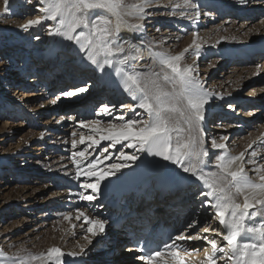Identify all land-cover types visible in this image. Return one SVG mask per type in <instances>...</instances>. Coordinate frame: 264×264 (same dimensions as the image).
<instances>
[{"label": "snow or ice", "instance_id": "6c2138e0", "mask_svg": "<svg viewBox=\"0 0 264 264\" xmlns=\"http://www.w3.org/2000/svg\"><path fill=\"white\" fill-rule=\"evenodd\" d=\"M31 3V0H28ZM43 5L39 9L43 15L29 19L21 27L27 31L43 21L55 22L49 27V35H60L65 40L78 46L84 58L104 70L112 68L115 75L120 78L123 90L134 100L138 101L136 107L143 109L147 115L146 120L124 119L119 117L120 123H111L101 128L100 121L91 125L81 122V126L90 128L93 133H102L99 139L89 135L80 136L79 142L91 141L88 148L98 145L101 140L110 141L109 147L122 144L124 147L134 148L136 152L121 151L120 157L125 162H135L139 159L136 154L145 153L148 156L160 157L163 161L177 166L183 173L195 177L206 189L200 193L205 203L214 209V216L223 231L217 233L226 242L221 246L216 239L203 236L210 245V251H205V260L202 264H264V165L254 169L257 179L254 180L245 169V152L232 155L224 152L216 156V171H205L208 166V150L202 138L203 121L205 119V105L210 94L203 88L201 81L195 75L193 65L181 64L182 57L188 49L176 55L164 51L150 50L149 56L152 64L144 65L146 70H140L134 63L142 58L140 48L122 41V30L138 32L148 14L147 10L159 6V0H138L129 3V0H39ZM10 0H3L4 10L7 11ZM173 9H181L180 16H187L183 9L192 8L195 11L189 19L199 18V6L191 0H182L176 3L169 0ZM128 17H134L137 22H130ZM197 34H194V37ZM197 51L200 47L193 39ZM191 47V46H190ZM85 88L74 91H65L64 97H74L85 92ZM59 99V97L57 98ZM53 103H56L54 100ZM130 108L132 106H129ZM100 113L110 114L107 105L100 108ZM227 139V137H222ZM127 141L125 145L123 142ZM77 141L73 140V147ZM254 143V142H253ZM213 148L225 149L226 145L212 141ZM252 144L248 145L251 148ZM108 149H104L107 153ZM88 149L73 153L77 163V177L84 175L96 177L92 183H85L81 187L91 189L93 193L100 190V182L108 177L115 176L128 163L109 164L106 170H97L100 157H95L84 171L81 160L87 159ZM256 151L251 152L252 159L248 163L255 164ZM104 159H108L104 155ZM82 200L92 201L95 194L83 195ZM242 198V202H241ZM83 217L88 225L91 236H97L105 231V221L93 219L83 212H78L76 219ZM65 219H70L66 216ZM192 227V225H189ZM215 231L205 227L203 233ZM197 236L178 235L175 241L200 239ZM91 243V237L86 236ZM165 245L164 249L149 251L141 255L139 260L144 264H187L184 255L176 242ZM84 249L81 248V253ZM81 253H68L80 255ZM66 254L59 247H51L47 253L39 255L10 257L7 252L0 249V264H61V258ZM170 256L169 261L165 259Z\"/></svg>", "mask_w": 264, "mask_h": 264}, {"label": "rangeland", "instance_id": "374dc122", "mask_svg": "<svg viewBox=\"0 0 264 264\" xmlns=\"http://www.w3.org/2000/svg\"><path fill=\"white\" fill-rule=\"evenodd\" d=\"M21 1L23 2L22 5H28L29 3L28 0H10V3L15 2L16 5H20ZM198 1L199 0H191L192 3L198 4L201 13L198 20L193 22L194 24L191 25V23H186V19L184 18H178L179 20H177V18L174 19L170 18L171 16L167 17L163 15L157 20L159 28L163 30L158 33V30L156 29L154 33L152 32L153 35L150 36V41H145V43L147 42L149 47H151L153 42L155 43L157 41L158 43H161L162 40L159 39L168 36L167 41H163L169 42L171 40L172 45L174 43L178 44L176 47V53H174V55H176L184 52L185 49L194 51L195 48V50H197L195 45L184 47V44L192 39V37L199 41L201 39L208 41L207 44H202L198 49V51H200L205 48V50L208 51L207 53H200L199 57L194 59L191 57V52L188 50V55L181 60L182 65H193L195 67V75L206 89L214 91L216 94H230V96L224 97L219 95L214 96L216 102L218 101V103H222L223 106L226 107L225 109L221 107L215 108V111L219 113L218 115L226 113L224 114L226 118L221 120L224 124H222V126L219 125L226 129H219L217 126L216 128L208 129V131L212 130L213 132H218L213 136L214 139L210 136L207 137L206 133L203 131L202 138L204 146L211 147L213 140L223 141V144L225 145L237 144L241 142L243 138L249 136L250 132L254 130L251 126L253 125L252 122H254V124L255 122L260 125L264 124V102L261 101V97L264 96V90L263 92H260V90L264 88V72L254 75L255 72H261L264 70V58H259V55L254 54L252 51L241 53V55H235V53L239 52L238 48L241 46L244 47L245 45H251L252 43L261 41L259 39V31H261V33L264 32V0L209 1L219 2L221 8L228 6L227 10L230 9V5H243L241 8L242 10L233 6L234 8L228 13H224L220 7L219 12L214 3H202V5L199 3L200 1ZM227 1H229V3L225 4ZM255 1L256 3H254ZM0 2H3V0H0ZM249 2L250 4H247ZM224 4L226 6H224ZM4 13H6L4 14L6 17L8 12L6 11ZM2 14L3 13H0V25L5 24V22L6 24H12L17 17L22 20L27 19L26 15H23V12H21L20 16H18V14L11 18L9 17V19L5 21V17H3ZM144 20L142 22H144ZM188 20L190 19H187V22ZM196 21L198 23H196ZM235 25L236 27H234ZM149 27L151 26L147 24L144 25L145 33L150 31L148 30ZM23 30L24 29L22 28L17 31L14 29L3 31L0 29V49H3L1 42L5 41L9 36L18 38L22 35L21 39L16 41L17 44H10V42L4 43L6 46L4 49L9 55L8 57L4 56L2 60L0 59V90L5 89L6 86L12 89V82H9V79L14 73L19 71L16 65L21 64L22 61L26 60L25 57L28 54L27 49H29V43L25 42L26 38H24L23 35L26 32L23 33ZM251 30H253V32H250ZM194 34L197 35L194 37ZM34 36L36 38L35 40H40V42H42L45 37L39 33V31H36ZM217 36L219 37V40L210 43L211 40H216L215 38H217ZM216 42L217 44L213 46ZM21 46H23L27 53L21 52L23 49ZM36 46H39L37 42ZM20 47L22 49H20ZM240 59H242V62ZM143 70L146 69L144 68ZM49 75L51 76L52 74L49 73ZM74 77L75 74H72L71 79ZM54 92L52 91L49 94ZM237 93H240L243 96L241 98L233 96V94ZM251 93L255 95V99L251 100L249 97L247 98ZM256 95L258 96L256 97ZM17 96H20V94ZM94 100L97 101L98 99ZM43 101V99L33 101L32 106L39 108ZM124 102L126 101L120 103ZM216 102L213 107L216 106ZM124 105L125 104H122L120 106ZM94 107L97 108L95 105ZM100 107L101 106L98 107V110ZM241 110L249 113L248 115H250V117L247 118L248 120L244 121V118L239 116ZM92 111L93 109L90 111L89 115H83L82 110L80 111L78 109L76 111L73 109L72 112L66 111L61 113L60 111H57L54 106V108L48 110L45 115L41 116L39 115L40 113H37V110L30 111L32 112L31 114L33 115V118L26 115V113L17 114L18 116L13 117V114L12 116H7L5 113L0 112V131L3 130V132L0 133V165L6 169L3 170L2 176H0V205L6 200L9 202L5 207L0 208V249L11 254V251L7 248L11 242H16L18 244L24 243L25 241L27 243H33L42 240L46 235L57 234L58 236L64 228L68 227L72 220L76 219L81 204L82 207L89 205L88 207L90 208V211L94 213L95 216L99 215L98 209L96 207L93 208L91 201L82 200L80 198L81 194H93L88 192L87 189L81 187V185L88 183L85 181L88 177L84 175L77 177L76 160L81 158H74L73 153L84 151L87 148V159L81 160L82 169L86 171L87 165L95 157H100L101 162L99 163L98 168L101 166L103 169V166L107 168L109 163L113 164L123 161L116 155L118 149V152L124 150V146L120 144L116 150L114 149L109 152L108 149V152L104 153V148H94V145L91 148H88L87 143H91V141L86 140L83 144L79 142L80 136L84 134L85 137L93 135L96 139L101 135L100 133H92L90 128H87L86 130V128L82 127L80 124L81 122H84L91 125L92 122L97 120V114H95L97 109L96 111ZM251 112L256 113L254 115L255 117L251 118ZM75 113L77 115L81 114V118L79 119L81 121L80 123L78 121L75 122L76 119H72V115ZM41 114L44 113L41 112ZM113 118H115V116H113L112 113V117L108 118L105 123H108L109 125L111 123L119 122L118 119ZM211 118L212 117H210L209 122L206 120L208 127L212 122ZM218 119L221 118L219 117ZM240 120L243 121L241 127L238 125ZM46 121L49 122L47 124L48 128L45 129ZM83 132L85 133L83 134ZM222 137H227V139H222ZM73 140H76L80 145L76 144V146L73 147ZM18 143H20L19 146H17ZM15 147H17L16 150L18 152L11 154L10 150L14 151ZM93 148L95 150L92 152ZM217 150L218 148H215L213 153ZM133 152L135 151L133 150L132 153ZM213 153H211V155ZM104 155H107L108 159H104ZM3 159H8L13 167L10 168L9 161H3ZM158 160L160 165L164 162L167 163V161H163L160 157L156 162ZM208 161L211 162V158H209ZM136 162L137 161L131 162V166L123 168L124 173H126V171L129 172L131 169L138 166L139 163ZM165 169L167 168L162 169L163 173ZM97 170L99 171V169ZM14 191H17L18 193H15ZM54 193L55 195H53ZM6 195L9 196L6 198ZM70 197H73L74 201L75 199L77 201L79 200L80 205H76L73 200L65 203V200ZM105 214L106 213L102 214L101 217L104 216L103 218L109 221V216ZM66 216H69L70 219H65ZM82 219L83 217L79 220ZM79 220H74L75 223L73 222L74 225L72 224L71 227H74ZM87 227L85 229L86 231L84 230V232L80 233L75 238V242L73 243L74 246L69 245L70 251H73L76 246L82 245L81 247H84V251L83 253H80L87 255L89 252L91 255L84 258L85 260L90 259L87 260V262H92V264L101 262L100 260L94 261V258H97V253L101 255L103 251L105 253L110 251V253H112V259L113 257L118 258L116 254L129 245V243H123L118 247H107V244L103 245L102 243L95 245L97 240L94 239L95 237L90 236L91 234L87 231ZM86 236H90L91 239L93 238V242L88 243V240L85 239ZM62 237L63 236H61L60 240L63 239ZM128 257L131 264L138 262L136 259H133L134 261L131 260L130 255ZM111 258H109L111 262L115 261Z\"/></svg>", "mask_w": 264, "mask_h": 264}, {"label": "bare ground", "instance_id": "6f19581e", "mask_svg": "<svg viewBox=\"0 0 264 264\" xmlns=\"http://www.w3.org/2000/svg\"><path fill=\"white\" fill-rule=\"evenodd\" d=\"M199 1L198 2L201 4L202 3L204 4L214 3V5H216V7L218 8V11L220 12L219 9L221 7L219 6V2H216V1L209 2L210 0H199ZM132 2H138V0H129V3H132ZM175 2L182 3V0H175ZM227 3H229V1L225 2V4ZM254 3H256V1ZM22 4H23L22 1L20 2V5L18 4L16 5L15 2L9 3V7L7 10L8 15H6L5 17L4 14L6 13L4 12L6 11L4 10V4L3 2H0V11H2L0 13H3L2 16L5 17V21H7L9 17L11 18L18 14H19L18 16H20L21 12H23V15L25 14L27 17L26 20H22L19 17H17L14 19V23L12 24L10 23L6 24L5 22V24L0 25L1 30L3 31L4 30L8 31L9 29H14L15 31L20 30L22 28L21 25L26 23L27 20L35 19L37 16L43 15V13L39 11V9L43 7V5L40 4L39 0H31V3H28V5L27 4L22 5ZM193 4H196V3H193ZM225 4L224 6H226ZM247 4H250V2ZM233 6L240 8V9L243 7V5H240V4H234ZM226 7L221 8V10L225 12V10L228 9V6ZM183 10L187 12L188 14L187 16L178 15L177 13H179L181 9H173L169 5V0H159V6H153L149 8L147 10L148 14L144 22L140 21V23L143 25L140 31L138 32H132L130 30L121 31L120 36H121L122 41H127L129 44H133L140 48V54L142 58L134 62L139 67L140 70L144 69L143 67L144 65L152 64V59L148 54L150 50L164 51L171 55H174V53H176V47L178 45L177 43H174L172 45L171 40L169 42H164V41H167L168 36H165L164 38L159 39V40H162L161 43H158L157 41L155 43L153 42V45H151V47H149L148 43L147 42L145 43V41H150V36L153 35L156 29L158 30V33L163 30L159 28V25H158L159 23L157 22L158 18L163 15L167 17L171 16L170 18H174V19L177 18V20H179L178 18H184L186 19V23L188 24L191 23V25L194 24L193 22L195 20H198V18H194V19L188 20L187 22V19H189L188 16H191L195 10L192 8H187ZM128 18L130 22H133V23L137 22L134 17H128ZM167 21H170V20H167ZM54 23L55 22L53 21L46 20V21H43L40 25L30 28L27 31L23 30V33L26 32L23 35V37L26 38L25 42L29 43V49H27L28 54L27 56L25 55L26 60L22 61L21 64L16 65L19 71L14 73L12 77L9 79V82H12V85H11L12 89L6 86L5 89L0 90V112L5 113L7 116H12L13 114V117L18 116L17 114L26 113V115H29L30 117L33 118V115L31 114L32 112L30 111L37 110V113H40L39 115L41 116V115H45L46 112L48 110H51V108H54V106L56 107V110L60 111L61 113L66 112V111L72 112L73 109L75 111L77 109H82L83 115H87V114L89 115L92 109L93 111H96L97 109V111L95 112V114H97L96 121H100L101 128L108 126V123L106 124L105 121L108 118L112 117V113H113V116H115V118L113 119L119 120V117L123 116L125 120H129V119L146 120L147 115L144 113V110L136 107V105L138 104V101H134L123 90V87L120 82V78L114 75L115 73L114 69L106 67L104 70H100L96 68L95 65H92L90 62H88L84 58V53L80 52L78 49V46L75 45L73 42L65 40L60 35H49V27L53 26ZM196 23L198 22L196 21ZM145 24L151 26L148 29L150 31L146 33L144 32ZM234 27H236V25ZM36 31H39V33L45 36L42 42H40V40H37V41L35 40L36 38L34 35ZM250 32H253V30H251ZM259 33H260L259 39L261 41L252 43L251 45L250 44L245 45L244 47L241 46L240 48H238L239 52L235 53V55H241V53L252 51L254 52V54L259 55V58H264V32L261 33V31H259ZM21 36L22 35H20L18 38L9 36L6 39L7 41L5 40L1 42V46H3V49H0V59L1 60L4 58V56L8 57L9 55L8 53H6V50L4 49V47H6L4 43H7V42H10V44L16 43L17 40L21 39ZM218 36L217 38H215L216 40H211L210 43H213L219 40L220 36L219 37ZM193 39L194 38L192 37V39L188 40L184 44V47H189L193 45ZM36 42L39 44V46H36ZM196 43L199 44L201 47L202 44L205 45L208 43V41H205V39H201L200 41L196 39ZM216 44L217 42L214 43L213 46H215ZM227 44H231V43H227ZM21 47L23 48V46ZM21 47L20 49H22ZM189 51L185 53L184 57L188 55ZM192 51H190L191 57L194 59H197L200 53L208 52L207 50H205V48H203L200 51H197L194 48V51L193 52ZM21 52L27 53L24 48L21 50ZM240 60L242 62V59ZM262 72H264V70L261 72L257 71L255 72L254 75L261 74ZM49 73L52 75L50 76ZM72 74H75V77L73 79H71ZM77 88H85L86 91L83 93H78L76 96L71 97V98L62 96L63 92L74 91ZM203 88L206 92L210 94V96L208 99V103L205 105V109H204L205 119L203 121L202 127L203 128L206 127L207 125L206 120L208 121L210 117H212L211 118L212 122L211 124H209V129H212L214 127L216 128L217 126V128L225 130L226 128H222L220 126L224 124L221 120L223 118H226V116L224 115L226 113H222L221 115H218L219 113L215 111V108L221 107L225 109L226 107H224L222 103H218V101L216 102L215 101L216 98H214V96L219 95L221 97H224V96H230V94L229 93L226 95L216 94L214 91H209L204 86ZM263 90L264 88H262L260 92H263ZM52 91L53 92L55 91V92L49 94ZM18 94H20V96H17ZM233 96H236L237 98H241L243 95L240 93H237V94H233ZM254 96L255 95L251 93V95H248L247 98L249 97L252 100V99H255ZM257 96L258 95H256V97ZM58 97L59 99H57ZM263 97L264 96L261 97V101L264 102ZM118 98H119V101H118ZM39 99L44 100L42 102V105L39 106V108L32 106L33 105L32 102L39 100ZM94 99H98V100L95 101ZM54 100L56 101V103H53ZM122 101H126L122 103V104H125L124 106H120L122 105L120 103ZM95 102L100 103L98 104L99 106L107 105L109 108L110 114L100 113L101 107L99 108V110H98V106L97 108L94 107V105L96 104ZM215 102H216V106L213 107V105H215ZM75 103L76 105H74ZM85 106H88L87 110L84 109ZM129 106H132V107L130 108ZM41 110H44V111H41ZM41 112H43L44 114H41ZM240 113L241 114H239V116H242L244 118V121L248 120L247 118L250 117V115H248L249 113L243 110H241ZM255 114L256 113H252L251 118L255 117L254 116ZM218 116L221 119H218L219 118ZM80 118H81V114L77 115L75 113L72 115V119L74 120L76 119L75 122L78 121L80 123L81 122L79 120ZM48 122L49 121H46V124L44 123L46 125L45 129L48 128L47 126ZM120 122L121 121L119 120V122L117 123H120ZM242 122H243L242 120L239 121L238 125H240V127L242 126ZM252 123L253 125L251 126L254 128V130L251 132L249 131L250 135L243 138L241 142L237 144H232V145L226 144L227 146L225 149L218 148V150L215 153H213L215 148H213L212 146L205 147L209 153L208 157L206 158L208 162V166L205 168V171H216V168H215L216 156L221 155L224 152H228L232 155H238L241 152H245V161H246L244 165L245 169L248 172V174L252 177V179L254 180L257 179V174L254 171V169L260 165H264V124L260 125L256 122L255 124L254 122ZM1 132H3V130L0 131V133ZM84 133L85 132H83V134ZM217 133L213 132L212 130L207 131L206 136L207 137L210 136L212 139H214L213 136ZM216 142L223 143V141H220V140ZM20 143H18L17 146H19ZM123 143L126 145L128 142L125 141ZM250 143L252 144V147L248 148V145ZM76 144L80 145V143H76ZM89 144L90 143H87V145ZM110 144H111L110 141L101 140L98 145H94V148L96 147H100L101 149L107 148L109 149V152H110L111 150H114V149L116 150L118 148V145H120V144H117L115 147H109ZM16 148L17 147H15L14 151L10 150V153L12 154V153L18 152ZM94 148L92 149V152L93 150H95ZM123 149L124 150L122 151L128 152V153H132L133 150L136 152V149L134 148L124 147ZM118 150H117L116 156L120 157V152H118ZM252 151H256L258 153V155L255 157V161H256L255 164L247 162L252 159L251 157ZM211 153L213 154L211 155ZM136 154L139 156V159L137 160V162L139 163L138 166L136 168L134 167L129 172L126 171V173H124V169L122 168L121 171L116 173L115 176L108 177L107 179L101 181L100 190H99L101 194L93 193L91 189H87L88 192H91L92 194L96 195L95 200L108 199L106 201L107 205L111 204L112 205L111 208L115 207L116 210L114 211V215L109 218L110 222L108 220H105L103 216L101 217L100 215L101 213H99L98 216H95V214L90 211V208L88 207L89 205L82 207V204L80 205L79 200L77 201L75 199L74 201L73 197L67 198L65 200V203L73 200L76 205H80L79 212H83L86 216L93 218V219H101L105 221V231L103 233L97 236L90 235L91 237H95L94 239L97 240L95 245L102 243L103 245L107 244V247H116V246L118 247L123 243H129L127 247H125L122 251L116 254L118 258L113 257L112 259L111 258L112 253H110L109 250H108L109 252L107 253L103 251L101 255L97 253L98 254L97 258L99 259L95 257L94 261L100 260L101 262L95 263V264H131L130 261L128 260L129 255L131 256L130 257L131 260L138 259L137 260L138 262H134V263L144 264V262L139 260V255L134 257L132 253V251L133 252L137 251L136 245L138 241H142L144 238L142 237L130 238L128 236H130L132 232H136L137 230L142 229L143 226L148 221L151 220L149 218L151 213L142 211V205L145 202L146 198L150 197L152 201L155 200V202L153 203L154 204L153 210L159 212L163 219L169 220L175 223L176 221L181 219L184 213V209H183L184 205H182V200L184 198V192L180 188L182 185H180V183H175V184L161 183L162 178L166 177V175H168V173L171 172V175L177 178V180L178 179H184V180L191 179V180L197 181L195 177H190L189 174L183 173L181 169H179L175 165L170 164V162H167V163L164 162V163H161L162 165H160L159 163L160 159L157 161V163H155V167L153 170L143 171V168L147 167L149 164H152V162L156 161L159 157L148 156L145 153H139V152H137ZM209 158H211V162L208 161ZM3 161H9V160L3 159ZM9 163H10L9 167L10 168L13 167L10 161ZM120 163H128L129 166L132 165L131 162L121 161ZM109 164H112V163H109ZM104 168L105 167L103 166V169ZM163 168H167L165 169L164 173L162 172ZM98 169L99 170L102 169L101 166ZM3 170H6V169H4V167L0 165V176H2ZM104 170H106V168ZM95 179L96 177H88L85 181L88 183H92L95 181ZM148 183H150L149 186H151V188H145V186ZM199 185H200V188H203L202 191H206V189L200 184V182H199ZM14 192L18 193L17 191H14ZM53 195H55V193ZM8 196L9 195H6V198ZM241 202H242V198H241ZM7 204H9V202H7L6 200L4 201L2 205H0V208L5 207ZM186 205L188 206V204ZM126 206L130 207V209L132 210L131 213L125 211ZM132 214L134 215L132 216ZM188 217H189L188 219L193 220V217H190V215ZM74 220L76 221L77 219H74ZM74 220L70 222L67 228H64L60 233L58 232L59 233L58 236L57 234L46 235V237L42 238V240H39L33 243H27L26 241L21 244H18L16 242H11L10 245L7 247L8 250L11 251V254H8V255L12 257V256H17V255L25 256L28 254H33V255H39L41 253L46 254L49 248L59 247L66 254L63 258H61V264H92V262H87V260H90V259H87V260L84 259L87 256L89 257L90 255L89 252L87 255H84V254L75 255V256L68 255V253H73V252L80 253L81 252L82 245L76 246L73 251L69 250V245L74 246L73 243L75 242V238L80 233L84 232V230L87 227V223L84 219L79 220V222L76 223L74 227L73 226L71 227ZM180 221L182 222V220ZM189 225H192V227H189ZM189 225H185V223H180L179 225H177L175 229L172 231V233L170 234L169 240L164 242V246L171 245L175 241V238L181 234L185 236L199 235L201 237L200 239L175 241L179 245V250L184 255L187 261V264H202V262L205 260V251L206 250L210 251V245L208 244L207 240L203 239V236H207L209 239H216L221 246L225 245L226 242H224L221 239V237L217 235V233L220 231H223V229L222 227L219 226L218 220L215 218V216L203 214L201 218L199 219L198 224L195 225L194 222L191 221ZM205 227L213 228L215 229V231L203 233V229ZM154 232L158 233L159 231H154ZM61 236H63L62 240H60ZM92 239L91 241L93 242ZM109 258L115 261L111 262ZM165 259H168L170 261L172 258L170 256H166ZM33 264H40V262L36 261V262H33ZM44 264H47V261H45Z\"/></svg>", "mask_w": 264, "mask_h": 264}]
</instances>
